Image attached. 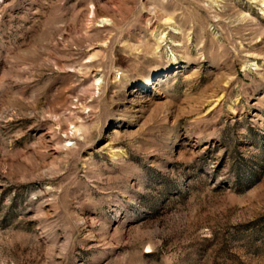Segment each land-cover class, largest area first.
Segmentation results:
<instances>
[{
	"label": "rangeland",
	"instance_id": "374dc122",
	"mask_svg": "<svg viewBox=\"0 0 264 264\" xmlns=\"http://www.w3.org/2000/svg\"><path fill=\"white\" fill-rule=\"evenodd\" d=\"M0 264H264V0H0Z\"/></svg>",
	"mask_w": 264,
	"mask_h": 264
}]
</instances>
